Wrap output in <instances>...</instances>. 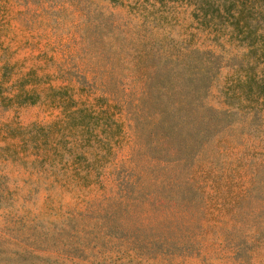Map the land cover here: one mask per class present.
<instances>
[{
  "label": "rangeland",
  "instance_id": "rangeland-1",
  "mask_svg": "<svg viewBox=\"0 0 264 264\" xmlns=\"http://www.w3.org/2000/svg\"><path fill=\"white\" fill-rule=\"evenodd\" d=\"M192 1L0 0V264H264V36Z\"/></svg>",
  "mask_w": 264,
  "mask_h": 264
},
{
  "label": "trees",
  "instance_id": "trees-1",
  "mask_svg": "<svg viewBox=\"0 0 264 264\" xmlns=\"http://www.w3.org/2000/svg\"><path fill=\"white\" fill-rule=\"evenodd\" d=\"M192 2L195 5V7H197V10H199L202 19L208 18L209 16L211 17L217 16L216 14H218L219 16L222 10L230 18H235L234 21L231 19L228 22L229 26L231 25L237 33L241 34L244 39H247L249 46L253 44L256 40L261 38V36H264V28L263 31L258 32L259 25H257L255 22H252L250 20H244L242 25H238V20L240 19V15L242 13V5L245 2H240L238 0L237 6H235V0H230L229 4L227 0H193ZM235 8L237 9L234 13L233 10ZM256 19L257 21L264 20L263 10H257ZM257 85H258V87L256 88L257 93L260 94L261 96L262 95L264 96V86L261 84L260 81Z\"/></svg>",
  "mask_w": 264,
  "mask_h": 264
}]
</instances>
